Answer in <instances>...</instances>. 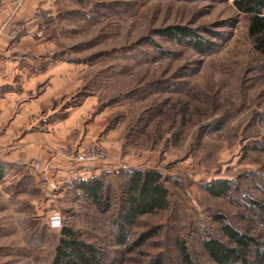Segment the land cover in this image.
Segmentation results:
<instances>
[{
	"label": "rangeland",
	"instance_id": "obj_1",
	"mask_svg": "<svg viewBox=\"0 0 264 264\" xmlns=\"http://www.w3.org/2000/svg\"><path fill=\"white\" fill-rule=\"evenodd\" d=\"M24 1L14 0L15 9ZM59 2L62 15L55 19L54 37L34 36L40 47L47 48L37 54L39 62L52 70L47 79H40L32 96L55 89L46 105L40 103V113L57 119L67 109L81 107L84 135L108 156L100 167L107 172L159 170L166 179L169 206L137 220L128 243L147 232L153 236L127 252L114 245L108 216L96 217L104 238L95 239L98 232L92 223L65 213L71 205L66 204L64 189L35 176H5L0 181V264H53L60 230H49L45 221L55 211L64 226L73 227L83 240L93 239L104 247L103 264L111 260L114 264L154 260L179 264V241L196 264H211L201 248L204 236L217 228L210 214L234 216L239 211L200 186L244 172L264 174V149L243 150L253 141H264V56L252 48L246 18L235 11L232 0ZM115 3L120 6L114 10L96 8ZM3 11L0 1V14ZM40 13L49 15L38 9L33 30L40 29ZM175 26L194 30L210 41L214 39L206 30L226 40L214 41L218 49L201 57L155 33ZM23 31L18 24L10 38L15 40ZM81 92L86 95L78 101ZM75 99L79 104L71 107ZM226 112L232 116L230 128L219 130ZM111 119L115 124L110 129ZM206 125L210 126L199 141L198 128ZM76 135L72 132L71 137ZM61 149L53 150L51 158L59 159L53 155ZM252 195L264 199V194Z\"/></svg>",
	"mask_w": 264,
	"mask_h": 264
},
{
	"label": "trees",
	"instance_id": "obj_2",
	"mask_svg": "<svg viewBox=\"0 0 264 264\" xmlns=\"http://www.w3.org/2000/svg\"><path fill=\"white\" fill-rule=\"evenodd\" d=\"M107 6L114 10L120 4H97L96 8L107 9ZM232 6L246 18L247 35L254 52L264 56V0H232ZM40 22L48 26L51 21L45 17ZM155 33L170 42L189 47L201 57L209 56L218 49L219 43L214 41L226 40L222 35L213 36L206 30L205 33L214 39L210 41L182 26L156 30ZM84 89L86 88L83 91ZM85 95L81 92L78 101ZM78 101L70 106L75 107L79 104ZM231 119L232 116L224 113L217 129L225 126L229 129ZM114 124L115 121L111 119L108 127L111 129ZM209 126L198 128L199 141ZM262 141H253V144L245 146L243 150L261 151L264 149ZM3 175L4 171L0 168V181L4 178ZM200 188L213 198L226 200L239 211L234 216L219 212L210 214L217 228L213 234L204 236L201 248L211 264H264V199L252 195L264 194V174L244 172L237 178L213 180L202 184ZM64 191L66 204L71 205L66 214L92 223L98 232L95 239L104 235L96 217L108 216L114 245L123 247L127 252L137 249L153 236V232H147L133 243H128L130 230L137 220L144 215L165 211L169 206L166 179L159 170L153 168H119L115 172H102L89 179H73L65 184ZM86 232L87 230L84 231L85 235ZM177 248L179 264H196L188 248L180 241ZM103 251V246H97L93 239L83 240L78 231L63 223L53 264H103ZM109 264H114V260ZM149 264L162 263L154 260Z\"/></svg>",
	"mask_w": 264,
	"mask_h": 264
},
{
	"label": "crops",
	"instance_id": "obj_3",
	"mask_svg": "<svg viewBox=\"0 0 264 264\" xmlns=\"http://www.w3.org/2000/svg\"><path fill=\"white\" fill-rule=\"evenodd\" d=\"M0 1L4 5L0 14V168L4 178L35 176L63 190L73 179H89L107 172L100 164L72 165L51 159L50 154L55 149L74 147L76 150L90 143L82 130L83 111L81 107L67 109L64 117L47 119L51 114L44 117L40 103L46 105L55 89L32 96L40 79H47L52 70L39 62L37 54L47 48L40 47L34 36L54 37L55 19L61 14L59 0H25L18 9L14 0ZM38 9L49 12L45 17L51 22L48 26L41 23L39 30H33L31 23ZM18 24L24 26V31L12 40L10 34ZM39 68L41 71H37ZM72 132H77L74 138ZM34 162H39L42 168L34 170Z\"/></svg>",
	"mask_w": 264,
	"mask_h": 264
},
{
	"label": "built area",
	"instance_id": "obj_4",
	"mask_svg": "<svg viewBox=\"0 0 264 264\" xmlns=\"http://www.w3.org/2000/svg\"><path fill=\"white\" fill-rule=\"evenodd\" d=\"M45 17L40 13L38 19L42 20ZM19 28L15 29L13 35H17ZM57 156L60 160L75 165H91L104 163L107 159V153L94 143L87 144L83 148L75 150L73 148H63L53 155ZM53 159V158H51ZM32 168L35 170L41 169L42 166L38 162H34ZM50 186V185H49ZM53 189L54 187L51 186ZM45 226L52 231L60 230L63 226L62 216L59 212L55 211L45 221Z\"/></svg>",
	"mask_w": 264,
	"mask_h": 264
}]
</instances>
